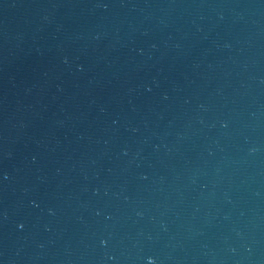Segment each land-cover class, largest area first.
Listing matches in <instances>:
<instances>
[{
	"label": "water",
	"instance_id": "water-1",
	"mask_svg": "<svg viewBox=\"0 0 264 264\" xmlns=\"http://www.w3.org/2000/svg\"><path fill=\"white\" fill-rule=\"evenodd\" d=\"M0 264H264V0H0Z\"/></svg>",
	"mask_w": 264,
	"mask_h": 264
}]
</instances>
